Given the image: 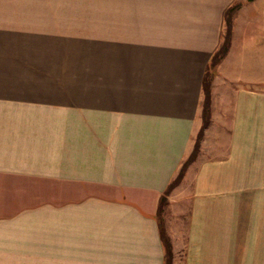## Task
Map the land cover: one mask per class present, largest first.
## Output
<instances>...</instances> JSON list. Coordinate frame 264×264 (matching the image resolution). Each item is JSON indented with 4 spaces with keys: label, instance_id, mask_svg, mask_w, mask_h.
Segmentation results:
<instances>
[{
    "label": "crops",
    "instance_id": "0c3cea01",
    "mask_svg": "<svg viewBox=\"0 0 264 264\" xmlns=\"http://www.w3.org/2000/svg\"><path fill=\"white\" fill-rule=\"evenodd\" d=\"M234 2L35 1L30 32L25 0H0V264L164 263L158 200ZM245 22L257 69L229 70L255 85L233 89L210 148L204 130L172 264H264V15Z\"/></svg>",
    "mask_w": 264,
    "mask_h": 264
},
{
    "label": "rangeland",
    "instance_id": "374dc122",
    "mask_svg": "<svg viewBox=\"0 0 264 264\" xmlns=\"http://www.w3.org/2000/svg\"><path fill=\"white\" fill-rule=\"evenodd\" d=\"M35 1L58 2V1H65V0H25L26 10L29 9V11H27L26 13V31H30V32H32V27H31L32 17H31L30 11L32 9V3ZM84 1H93V0H84ZM255 1L256 0H240L239 2L240 3L239 9H237V11L235 12L233 16V20H234V17L238 19V25H235V26L239 29L238 32L240 35L239 36L240 39L234 43L235 48L232 51V53H230L229 56H227V53H226L224 57L212 69L213 73H212V78L210 81L209 116L207 119V123L205 127L203 128L202 137L198 142L199 145L196 150L197 153L193 159L188 161L187 166L185 167L183 176L181 177L179 182L176 183V185H174V186H177L176 187L177 189H175L176 191H173V192L170 191V194L168 196V198L170 199L167 200V203L166 205L163 206V209H161V212L160 213L158 212L157 214L160 225L163 226L164 231L167 235V238L170 241V244H172L171 241L175 242L177 240L178 246L180 248L182 244V242L180 241L182 240V234H183L184 226L186 222L185 210L187 208V206L185 205L186 201H181L180 199L187 192L190 191V187H191L190 185H191V180H192L194 170L196 166L198 165V163L202 159H205V156L207 154L206 149L210 148V145H211L210 139L212 137L210 135V132L214 131V134H216V132L221 129V128H218L220 124L219 119L225 118L229 115L228 108L230 105V97H231V92L233 91V89H235V87L239 85L250 86V87H254L255 85V83L251 81L235 80L237 77V74L229 70L232 68H237L241 70H252L253 68H255L254 70L257 69V65H258L257 52L256 54L253 55L252 53L247 54V52H243L242 50H239L240 45H241L239 43L241 40H243V37H244V34L242 33L241 29L244 27H247L245 26L246 17H256L257 15H264V9L260 8V6ZM93 12H95L94 9H90V8L84 9V16H92V15L94 16L95 14H92ZM56 27L58 29V32H60V30L65 29L64 25L61 24L60 22H57ZM231 35H232V27H231ZM255 42L257 43V40H255ZM261 42L262 41L259 40L256 46L260 47ZM230 43H231V40H230ZM236 51H238L237 53H239L238 58L236 59V57L234 56V60L230 61L227 66L223 67L224 63H222L221 61L225 58V56H227V60H228L230 59L231 55L234 54V52ZM261 52H264V51H261ZM237 53H235L236 56H237ZM220 63H222V65H219ZM218 68H219V71H218ZM202 102H203V95H202ZM201 112H202V105H201ZM200 118H201V125H202V113H201ZM208 128H209V131H208L209 133H207L208 136L205 142L206 144L205 146L207 148L202 149L204 145V143H202L204 139V135H205L204 130ZM196 139H197V134L194 136L193 141L195 142ZM179 213L181 216H178ZM171 249H172V245H171Z\"/></svg>",
    "mask_w": 264,
    "mask_h": 264
},
{
    "label": "trees",
    "instance_id": "16d2710c",
    "mask_svg": "<svg viewBox=\"0 0 264 264\" xmlns=\"http://www.w3.org/2000/svg\"><path fill=\"white\" fill-rule=\"evenodd\" d=\"M239 2L232 3L224 12V31L222 35V39L216 48V50L212 53L210 56L209 62L204 70V74L202 76V92H203V102H201L202 105V125L197 133V139L193 144L192 149L186 156V158L182 161L180 164V167L178 169V172L176 176L169 182L167 185L165 191L163 194L159 197L158 200V207L157 211L160 213L161 209H163V206L167 203V194L171 190V188L176 185V183L179 182L181 177L183 176V173L185 171V167L187 166V163L189 160L193 159L194 156L197 153L198 148V142L202 137L203 128L205 127L207 123V119L209 116V100H210V81L212 78L213 73V67L224 57V55L227 53L230 45L231 40V27H232V20L235 12L239 8ZM159 232H160V238L162 240L163 246H164V263L163 264H172V251H171V244L169 239L167 238V235L164 231L163 226L160 225L159 222Z\"/></svg>",
    "mask_w": 264,
    "mask_h": 264
}]
</instances>
